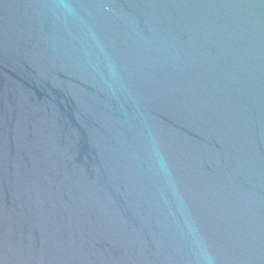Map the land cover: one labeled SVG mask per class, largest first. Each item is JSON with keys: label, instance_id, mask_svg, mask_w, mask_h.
I'll list each match as a JSON object with an SVG mask.
<instances>
[{"label": "water", "instance_id": "obj_1", "mask_svg": "<svg viewBox=\"0 0 264 264\" xmlns=\"http://www.w3.org/2000/svg\"><path fill=\"white\" fill-rule=\"evenodd\" d=\"M0 264H264V0H0Z\"/></svg>", "mask_w": 264, "mask_h": 264}]
</instances>
